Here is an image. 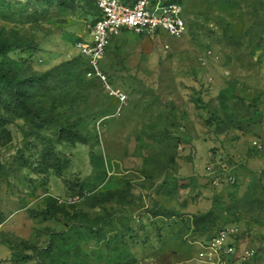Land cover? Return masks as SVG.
Instances as JSON below:
<instances>
[{
  "label": "rangeland",
  "instance_id": "rangeland-1",
  "mask_svg": "<svg viewBox=\"0 0 264 264\" xmlns=\"http://www.w3.org/2000/svg\"><path fill=\"white\" fill-rule=\"evenodd\" d=\"M179 1L182 37H112L120 106L80 54L95 0H0L27 114L0 107V264H212L226 229L222 260L264 264V0Z\"/></svg>",
  "mask_w": 264,
  "mask_h": 264
},
{
  "label": "built area",
  "instance_id": "built-area-1",
  "mask_svg": "<svg viewBox=\"0 0 264 264\" xmlns=\"http://www.w3.org/2000/svg\"><path fill=\"white\" fill-rule=\"evenodd\" d=\"M98 15L91 24L89 42L80 43V54L87 62L86 76L98 81L105 94L118 104L126 103L127 96L110 80L103 60L112 37L121 32H132L140 36H157L165 33L170 37H182L188 30L186 12L179 0H95ZM119 107L118 110H120ZM233 230H223L205 247L214 252L212 264H230L222 260L235 253L229 241ZM205 253H201L203 257Z\"/></svg>",
  "mask_w": 264,
  "mask_h": 264
},
{
  "label": "trees",
  "instance_id": "trees-1",
  "mask_svg": "<svg viewBox=\"0 0 264 264\" xmlns=\"http://www.w3.org/2000/svg\"><path fill=\"white\" fill-rule=\"evenodd\" d=\"M96 10H97V8H96ZM97 15H98V10H97V14L95 15L93 22L95 21ZM82 58L84 61L85 73H86L87 72V62L83 56H82ZM91 81L95 82L96 80H91ZM96 82H98V81H96ZM0 84H2L5 88L10 87L12 95H14L17 98V100L20 101L19 104L17 103L18 105H13L14 104L13 101H9L8 99H6V97L0 96V107L12 117H16L19 119H22V118L27 119V114L24 111V107H26V105L21 101V98H19V96H18V92L20 89L19 84L16 83L14 80H11V78H9V76L2 74L1 72H0ZM13 92H14V94H13ZM6 125H7V121L4 119H0V128H4ZM60 133H62V132H60ZM60 137H63V134H61ZM69 161H70L69 159H65L63 161V166H61V168L59 167L57 170L58 174H61L62 171L68 167ZM57 162L60 163V160H58Z\"/></svg>",
  "mask_w": 264,
  "mask_h": 264
}]
</instances>
